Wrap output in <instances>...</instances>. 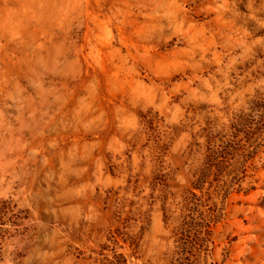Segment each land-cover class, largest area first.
<instances>
[{"label":"rangeland","instance_id":"374dc122","mask_svg":"<svg viewBox=\"0 0 264 264\" xmlns=\"http://www.w3.org/2000/svg\"><path fill=\"white\" fill-rule=\"evenodd\" d=\"M0 264H264V0H0Z\"/></svg>","mask_w":264,"mask_h":264},{"label":"trees","instance_id":"16d2710c","mask_svg":"<svg viewBox=\"0 0 264 264\" xmlns=\"http://www.w3.org/2000/svg\"><path fill=\"white\" fill-rule=\"evenodd\" d=\"M213 167L216 170L219 169V165H214V166L208 165L201 170L202 177L197 180V183L199 184L197 188H199L200 184H202L204 182L206 175L211 171V169ZM192 196H193V199L196 198V195L193 193H192ZM188 207H189V205L186 204V208H188ZM217 214L218 213L214 214V211L213 210L211 211V209H209L207 215L204 216L203 218H200L199 223L194 224L192 222H186V223L183 222L181 225V228L177 230L176 235H180V237L187 238L189 235V230H187V229H188V227H190L192 225H194V227L198 228L199 230L202 229L204 231L203 239L200 240L198 238V235L200 233H198L194 238H192V239L190 238V246H191L190 249H197L198 253H200L202 251L207 252L208 251L207 244L209 243L208 238H209L211 227L217 222V220H219V216ZM184 226H187L186 227L187 229L183 228ZM187 242H189V241H187Z\"/></svg>","mask_w":264,"mask_h":264}]
</instances>
